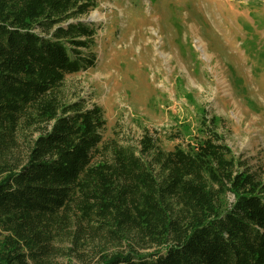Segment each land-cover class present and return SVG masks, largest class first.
<instances>
[{"label": "trees", "instance_id": "1", "mask_svg": "<svg viewBox=\"0 0 264 264\" xmlns=\"http://www.w3.org/2000/svg\"><path fill=\"white\" fill-rule=\"evenodd\" d=\"M97 5L0 0V264L84 247L96 264H264V166L216 115L167 150L149 133L104 143L102 106L65 99L66 75L96 65L98 27L80 18Z\"/></svg>", "mask_w": 264, "mask_h": 264}, {"label": "rangeland", "instance_id": "2", "mask_svg": "<svg viewBox=\"0 0 264 264\" xmlns=\"http://www.w3.org/2000/svg\"><path fill=\"white\" fill-rule=\"evenodd\" d=\"M96 65L66 75V100L102 106L104 143L154 135L167 150L216 115L233 151L264 166V0H97ZM22 141L17 156L23 157ZM64 251L68 243L59 242ZM96 248L55 264H96ZM71 259V260H70Z\"/></svg>", "mask_w": 264, "mask_h": 264}]
</instances>
